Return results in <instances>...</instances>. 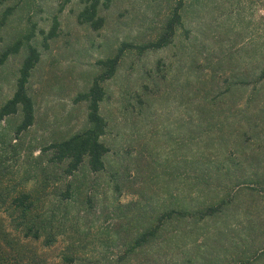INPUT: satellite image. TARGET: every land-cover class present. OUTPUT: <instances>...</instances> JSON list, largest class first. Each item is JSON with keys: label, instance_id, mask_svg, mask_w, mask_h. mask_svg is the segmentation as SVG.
<instances>
[{"label": "rangeland", "instance_id": "obj_1", "mask_svg": "<svg viewBox=\"0 0 264 264\" xmlns=\"http://www.w3.org/2000/svg\"><path fill=\"white\" fill-rule=\"evenodd\" d=\"M91 1L0 0V53L22 42L0 66V107L15 92L28 47L40 53L27 84L33 125L17 133L19 112L0 119L2 184L10 194L32 190L51 201L47 209L54 206L58 216L52 246L25 245L36 253V264H64L62 258L70 255L77 259L74 264H113L136 229L137 217L167 209L172 204L169 195L180 205L181 196H188L181 179L185 106L180 95L186 75L181 54L198 55L201 64V57L209 56L215 68L224 56H260L264 49V0H99L104 25L96 31L77 22L78 13ZM177 2L184 8V28L175 43L143 55L128 50L103 85L106 97L100 113L108 128L101 141L109 150L105 170H83L74 180L65 179L61 169L47 165L49 157L41 151L87 126L85 103L74 100L91 85L97 62L115 55L122 43L138 45L155 38ZM54 19L56 37L46 39ZM226 67L224 63L220 69ZM43 181L49 184L45 192L40 188ZM68 181L72 198L60 202ZM204 225H199L200 231L212 237L203 244L193 235L179 237L176 230L186 229L185 221L167 223L161 244L130 257L128 264H186L189 259L201 264V257L205 264H234L227 258L232 252L229 243L213 236L217 224L208 220Z\"/></svg>", "mask_w": 264, "mask_h": 264}, {"label": "trees", "instance_id": "obj_2", "mask_svg": "<svg viewBox=\"0 0 264 264\" xmlns=\"http://www.w3.org/2000/svg\"><path fill=\"white\" fill-rule=\"evenodd\" d=\"M183 9L181 2L174 4L152 40L138 45L122 43L115 55L97 62L98 72L91 85L74 100L85 103L87 126L41 151L49 157L48 166L61 169L65 179H73L83 170L91 174L105 170L109 150L101 141L108 128L100 113L106 97L103 85L113 78L128 50L143 55L173 45L177 32L184 28ZM77 22L94 31L101 29L104 19L99 15V0L86 3L77 15ZM57 25L54 19L46 39L56 37ZM21 46L22 42H17L2 51L0 66ZM252 55H227L219 60L218 67L212 68L209 56L201 57L204 61L201 64L198 55L181 54L180 62L186 66L180 95L185 106L181 179L188 186V196H181L177 206L175 196L169 195L172 204L167 209L149 217H137L136 229L128 234L129 239L115 255L113 264H128L130 257L151 245L159 246L164 226L174 221L187 223L186 229L176 230L180 238L193 235L204 244L212 236L207 230L200 231L199 225L208 220L217 224L213 236L229 243L232 252L227 258L231 263L264 262V49L262 55ZM39 59V51L29 46L18 70L15 92L0 107V119L20 113L17 133L26 131L34 122V105L27 84ZM197 63L200 65L195 67ZM224 63L227 67L221 70ZM167 75L165 72L162 78L166 80ZM48 185L42 182V192ZM71 187L68 181L60 202L71 200ZM195 200L196 205L192 204ZM50 202L24 188L10 194L0 180V209L5 210L0 214V264H36V253L25 245L40 242L50 247L55 243L59 222L55 207L47 209ZM62 260L64 264L77 261L72 255ZM200 260L201 264L206 263L204 257ZM186 264L195 263L189 259Z\"/></svg>", "mask_w": 264, "mask_h": 264}]
</instances>
